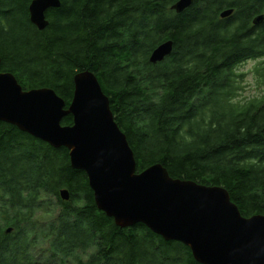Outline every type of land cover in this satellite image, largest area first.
I'll return each mask as SVG.
<instances>
[{"label":"trees","instance_id":"trees-1","mask_svg":"<svg viewBox=\"0 0 264 264\" xmlns=\"http://www.w3.org/2000/svg\"><path fill=\"white\" fill-rule=\"evenodd\" d=\"M32 1L0 0L1 72L24 90H55L67 109L75 76L93 72L138 172L162 164L175 179L224 187L243 216L264 215V92H238L249 61L262 60L255 74L264 82V22L253 24L264 0H194L182 14L172 9L178 0H61L42 31ZM227 9L233 15L221 19ZM168 40L172 55L152 64ZM0 264L200 263L143 224L118 227L67 148L0 121Z\"/></svg>","mask_w":264,"mask_h":264},{"label":"water","instance_id":"water-1","mask_svg":"<svg viewBox=\"0 0 264 264\" xmlns=\"http://www.w3.org/2000/svg\"><path fill=\"white\" fill-rule=\"evenodd\" d=\"M193 4L178 0L172 9L182 14ZM61 6V0H33L30 20L45 30L47 11ZM233 13L228 9L220 17ZM263 22L264 14L253 20L255 26ZM173 50L174 42L165 41L149 61L161 63ZM1 64L0 57V121L54 148H67L72 167L88 175L97 207L118 227L143 224L166 241L188 246L200 264H264V215L245 217L224 187L175 179L162 164L138 172L134 151L93 72L75 76L67 109L55 90H24L15 75L1 72ZM70 115L73 125L64 126ZM61 198L69 201L70 192L63 190Z\"/></svg>","mask_w":264,"mask_h":264},{"label":"rangeland","instance_id":"rangeland-1","mask_svg":"<svg viewBox=\"0 0 264 264\" xmlns=\"http://www.w3.org/2000/svg\"><path fill=\"white\" fill-rule=\"evenodd\" d=\"M262 60H252L238 68L239 73L245 77L240 82L239 99H249L261 95L264 92V82L255 74V68Z\"/></svg>","mask_w":264,"mask_h":264},{"label":"bare ground","instance_id":"bare-ground-1","mask_svg":"<svg viewBox=\"0 0 264 264\" xmlns=\"http://www.w3.org/2000/svg\"><path fill=\"white\" fill-rule=\"evenodd\" d=\"M228 10V9H227ZM227 19V18H226ZM71 159V158H70ZM65 190H68V189H65ZM63 191V190H62ZM61 191V192H62ZM61 192H60V197H61ZM70 197H71V195H70ZM62 199V198H61ZM64 201V200H63ZM12 230V229H11ZM12 233V231L10 232V233H8V230H7V234H11Z\"/></svg>","mask_w":264,"mask_h":264}]
</instances>
